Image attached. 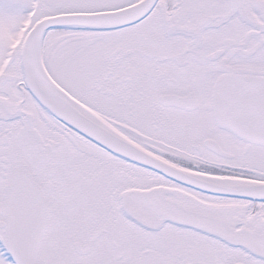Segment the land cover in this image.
Here are the masks:
<instances>
[{
	"label": "snow or ice",
	"instance_id": "snow-or-ice-1",
	"mask_svg": "<svg viewBox=\"0 0 264 264\" xmlns=\"http://www.w3.org/2000/svg\"><path fill=\"white\" fill-rule=\"evenodd\" d=\"M0 264H264V0H0Z\"/></svg>",
	"mask_w": 264,
	"mask_h": 264
}]
</instances>
